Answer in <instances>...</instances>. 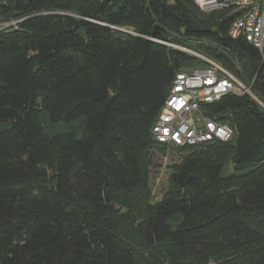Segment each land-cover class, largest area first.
<instances>
[{
    "label": "trees",
    "instance_id": "trees-1",
    "mask_svg": "<svg viewBox=\"0 0 264 264\" xmlns=\"http://www.w3.org/2000/svg\"><path fill=\"white\" fill-rule=\"evenodd\" d=\"M232 21L193 0H0V264H264V110L247 95L206 106L228 142L151 136L202 58L264 103V55ZM167 149L183 157L152 203Z\"/></svg>",
    "mask_w": 264,
    "mask_h": 264
},
{
    "label": "built area",
    "instance_id": "built-area-1",
    "mask_svg": "<svg viewBox=\"0 0 264 264\" xmlns=\"http://www.w3.org/2000/svg\"><path fill=\"white\" fill-rule=\"evenodd\" d=\"M193 2L204 13L224 11L233 16L229 29L231 38L244 39L264 55V0ZM202 60L207 63L204 69L175 75L151 129V136L157 143L188 148L215 140L228 142L233 137V129L208 117L205 112L206 106L227 95H247L264 110V103L253 94L249 85L217 63L205 58Z\"/></svg>",
    "mask_w": 264,
    "mask_h": 264
},
{
    "label": "rangeland",
    "instance_id": "rangeland-1",
    "mask_svg": "<svg viewBox=\"0 0 264 264\" xmlns=\"http://www.w3.org/2000/svg\"><path fill=\"white\" fill-rule=\"evenodd\" d=\"M12 25V23L0 22V30ZM40 121L43 128L48 132L57 130H75V125L51 124L42 115ZM183 157L182 153L175 150L167 149L164 154L154 155V166L150 170L149 186L152 192V203L158 202L167 190L170 167L180 162ZM232 167L228 165L225 169L227 173L231 172Z\"/></svg>",
    "mask_w": 264,
    "mask_h": 264
}]
</instances>
